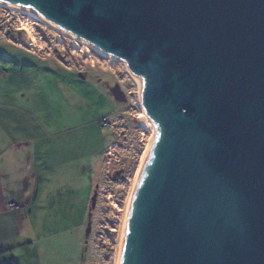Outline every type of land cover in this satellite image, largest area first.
Instances as JSON below:
<instances>
[{"label": "water", "instance_id": "obj_1", "mask_svg": "<svg viewBox=\"0 0 264 264\" xmlns=\"http://www.w3.org/2000/svg\"><path fill=\"white\" fill-rule=\"evenodd\" d=\"M124 61L158 132L118 264H264V0H0Z\"/></svg>", "mask_w": 264, "mask_h": 264}, {"label": "rangeland", "instance_id": "obj_2", "mask_svg": "<svg viewBox=\"0 0 264 264\" xmlns=\"http://www.w3.org/2000/svg\"><path fill=\"white\" fill-rule=\"evenodd\" d=\"M84 48L0 6V104L13 105L18 131L27 122L34 135L28 181L18 190L27 192L31 245L0 262L117 264L120 224L151 132L138 118L140 94L125 65Z\"/></svg>", "mask_w": 264, "mask_h": 264}, {"label": "crops", "instance_id": "obj_3", "mask_svg": "<svg viewBox=\"0 0 264 264\" xmlns=\"http://www.w3.org/2000/svg\"><path fill=\"white\" fill-rule=\"evenodd\" d=\"M19 126V116L13 111V105L0 104V257L15 255L20 248L31 245L32 239L31 215L25 213L27 192L18 190L28 181L31 158L28 138L34 135L27 122L21 123L23 134L18 131ZM11 203L17 208L11 210ZM11 258L12 262L4 260L0 264H20Z\"/></svg>", "mask_w": 264, "mask_h": 264}, {"label": "bare ground", "instance_id": "obj_4", "mask_svg": "<svg viewBox=\"0 0 264 264\" xmlns=\"http://www.w3.org/2000/svg\"><path fill=\"white\" fill-rule=\"evenodd\" d=\"M0 6H4V7L10 9V10H14V11L20 13V14H25V15H27L30 18H34V19L40 21L41 23L45 24L47 27L52 28L57 33H59V34H61L63 36H66L68 38H71L72 39V45L74 47H76V46H78L80 44H83L85 46L84 51H83V53L85 55H87L89 53V51L91 50V51L95 52L96 54H98L99 56L109 59V63H113L114 61H120V62H122L125 65L124 61H122L121 59H119L117 57H114V56H111V55H109V54H107L105 52H102L99 49L89 45L88 43H86V42H84V41H82V40H80V39H78V38H76V37L64 32L62 30H59V29L51 26L50 24L46 23L45 21H43L42 19L37 17L36 14H34V13L30 12V11L23 10V9H17V8L11 7V6L6 5L4 3H1V2H0ZM21 30L24 31L25 36L27 38V42L29 43V46H31L33 48L34 47L35 48L38 47V44H37V42H36V40L34 38V35H33L32 31L27 26H23L21 28ZM125 67H126V65H125ZM126 70H127V73L129 74V76L131 77V79L136 83V85L138 87V92L140 94L141 110H142V112L138 116V118L140 119L142 124L151 132V138L149 139L148 143L146 144L144 152H143V154H142V156L140 158L137 170L135 172L134 181H133V184H132L129 196H128L126 209L124 211V217H123V219L121 221V224H120L121 225V227H120L121 229H120V233H119L120 237H119V242H118L117 264H118V257H119L121 248L123 247V245H124V243L126 241V237H127V233H128V229H129V227H128L129 205H130V202L133 199L134 195L137 192V189H138V186H139V182H140V178H141V174H142L143 169L145 167V164H146V162L148 160V157L156 148V142H157V136H158V132L156 130V127H155L150 115L148 114L146 107H145V104H144V101H143V90H142V87L140 85V82L131 73H129L127 67H126ZM113 207L115 209L117 208V206L115 204L113 205Z\"/></svg>", "mask_w": 264, "mask_h": 264}, {"label": "built area", "instance_id": "obj_5", "mask_svg": "<svg viewBox=\"0 0 264 264\" xmlns=\"http://www.w3.org/2000/svg\"><path fill=\"white\" fill-rule=\"evenodd\" d=\"M9 208L11 209V210H14V209H16L17 207L14 205V204H9Z\"/></svg>", "mask_w": 264, "mask_h": 264}]
</instances>
